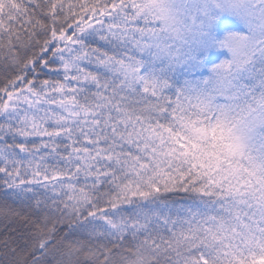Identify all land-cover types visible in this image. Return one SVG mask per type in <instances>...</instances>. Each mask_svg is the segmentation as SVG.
I'll return each instance as SVG.
<instances>
[{
    "label": "snow or ice",
    "instance_id": "1",
    "mask_svg": "<svg viewBox=\"0 0 264 264\" xmlns=\"http://www.w3.org/2000/svg\"><path fill=\"white\" fill-rule=\"evenodd\" d=\"M0 264H264V0H0Z\"/></svg>",
    "mask_w": 264,
    "mask_h": 264
}]
</instances>
